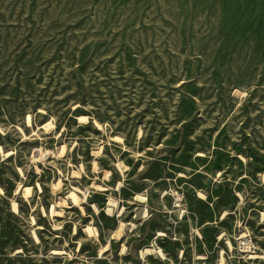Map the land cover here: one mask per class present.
Instances as JSON below:
<instances>
[{"label": "rangeland", "instance_id": "374dc122", "mask_svg": "<svg viewBox=\"0 0 264 264\" xmlns=\"http://www.w3.org/2000/svg\"><path fill=\"white\" fill-rule=\"evenodd\" d=\"M0 264H264V0H0Z\"/></svg>", "mask_w": 264, "mask_h": 264}, {"label": "bare ground", "instance_id": "6f19581e", "mask_svg": "<svg viewBox=\"0 0 264 264\" xmlns=\"http://www.w3.org/2000/svg\"><path fill=\"white\" fill-rule=\"evenodd\" d=\"M24 193L25 194H28L29 193V188L28 187L24 188ZM137 198H140V196L137 195ZM149 250H152V249H145V252L149 253ZM158 251H159L160 257L164 259L165 258V255L163 254V252H161V250H158ZM254 257H256V256H254Z\"/></svg>", "mask_w": 264, "mask_h": 264}]
</instances>
